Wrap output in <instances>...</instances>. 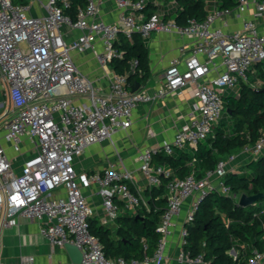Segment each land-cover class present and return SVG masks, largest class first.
<instances>
[{
	"label": "built area",
	"instance_id": "obj_1",
	"mask_svg": "<svg viewBox=\"0 0 264 264\" xmlns=\"http://www.w3.org/2000/svg\"><path fill=\"white\" fill-rule=\"evenodd\" d=\"M233 1V7L221 8L220 0H203V20L187 18L178 24L170 16L181 10L177 0H84L83 6L75 0H0V84L9 102L7 109H0V143H9L18 154L26 139L33 150L15 172L0 144V230L15 227L19 218L37 221L50 247L75 246L82 256L80 264H164L166 239L185 201L191 199L184 225L192 221L197 203L207 193L236 198L224 176L236 169L239 154L247 161L264 154V132L200 179L194 172L179 178L172 169L152 163L158 154L196 148L219 123L223 95H238L243 86L253 87L258 81L250 82L248 74L254 75L255 66L264 63V0ZM152 33L191 42L189 48H180L182 57L169 61L154 95L142 89L132 92L127 75L118 74L103 92L74 62V54L90 52L100 67H106L121 57L114 47L120 35L130 42L134 34L147 40ZM136 65L132 60L131 71ZM188 87L197 103L185 125L171 140L142 148L136 155L137 171L147 185L163 184L165 189L157 247L141 262L107 258L89 231L88 220L95 211L88 193L100 198V222L106 227L120 214H135L145 202L131 190L133 173L120 160L92 173L77 170L76 160L90 146L130 128L138 105ZM184 225L176 261L205 264L184 251ZM21 261L29 264L31 258ZM262 263L264 253L256 251L247 262Z\"/></svg>",
	"mask_w": 264,
	"mask_h": 264
},
{
	"label": "trees",
	"instance_id": "obj_2",
	"mask_svg": "<svg viewBox=\"0 0 264 264\" xmlns=\"http://www.w3.org/2000/svg\"><path fill=\"white\" fill-rule=\"evenodd\" d=\"M75 1L84 5V0ZM177 2L181 10L170 16L178 24L187 18H205L203 0ZM234 5L233 0H220L221 8ZM114 47L121 54L110 63L114 73L127 75L130 90L135 82L143 85L150 74L147 40L134 34L129 42L120 35ZM132 60L137 61L133 71ZM255 71V81L261 82L260 87L243 86L238 95H223L226 117L213 127L208 138L193 149L175 150L172 155L158 154L152 163L172 169L179 178L194 172L200 179L219 162L255 143L264 132V66L256 65ZM224 184L236 198L216 191L207 193L197 203L192 221L184 225L183 249L190 258L200 257L205 264H247L253 252L264 253V197L248 207H240L237 202L241 194L264 195V154L227 172ZM131 190L135 193V189ZM147 194V201L140 203L135 214L117 217L113 230L95 219L88 220L89 231L98 239L107 258L141 262L145 256H152L160 239L157 228L166 209L164 185L149 188ZM230 251L237 254L230 255Z\"/></svg>",
	"mask_w": 264,
	"mask_h": 264
},
{
	"label": "crops",
	"instance_id": "obj_3",
	"mask_svg": "<svg viewBox=\"0 0 264 264\" xmlns=\"http://www.w3.org/2000/svg\"><path fill=\"white\" fill-rule=\"evenodd\" d=\"M113 15H109L110 18ZM149 78L141 85L143 91L154 95L163 84L162 73L169 61L174 57H182L180 48L191 46L190 40L164 33H152L147 39ZM74 62L80 72L86 75L103 92H107L112 76L115 74L109 64L100 67L90 52L73 55ZM197 103L192 88L183 89L179 94L166 95L151 102L142 103L133 112L132 125L125 131L112 137L111 141L90 146L84 154L76 160L77 170L92 173L102 170L110 163L119 160L133 173L136 192L145 202L148 189L145 178L137 171V151L145 147H157L169 141L187 122L188 115ZM9 107L6 88L0 84V109ZM8 157L12 160L15 172H19L23 161L32 154V144L26 139L21 152H14L12 146L5 141L0 143ZM247 161L244 155L238 156L235 168ZM95 191V188L91 190ZM88 201L93 206L95 215L92 219L100 222L102 215L101 200L91 192ZM191 205V199L184 202L180 213L175 217V228L166 239L164 264H178L176 254L180 244V231ZM115 225H110L113 230ZM31 258L29 264H72L67 252L63 248L52 249L48 242L39 234V223L19 218L15 227L0 230V262L1 264H22V258ZM146 264V263H140ZM264 264V263H262Z\"/></svg>",
	"mask_w": 264,
	"mask_h": 264
},
{
	"label": "water",
	"instance_id": "obj_4",
	"mask_svg": "<svg viewBox=\"0 0 264 264\" xmlns=\"http://www.w3.org/2000/svg\"><path fill=\"white\" fill-rule=\"evenodd\" d=\"M141 88V84L139 82H135L132 85L131 91L136 92ZM228 111V110H227ZM264 195L262 194H254V195H246L241 194L238 198L237 205L240 207H248L256 202H258ZM64 249L67 252L69 259L72 264H80L82 260V256L80 251L71 244H65Z\"/></svg>",
	"mask_w": 264,
	"mask_h": 264
},
{
	"label": "rangeland",
	"instance_id": "obj_5",
	"mask_svg": "<svg viewBox=\"0 0 264 264\" xmlns=\"http://www.w3.org/2000/svg\"><path fill=\"white\" fill-rule=\"evenodd\" d=\"M73 35H77V33H74ZM261 65L264 66V63H262ZM255 74L254 75L253 74L252 75L251 74H248V77H249V81L250 82H252V81L255 80ZM260 85H261V82L259 80L256 81V83H254V87L259 88ZM225 117H226V113L223 112L221 118L224 119ZM234 254H237V253H233V252L230 251V255H234Z\"/></svg>",
	"mask_w": 264,
	"mask_h": 264
}]
</instances>
